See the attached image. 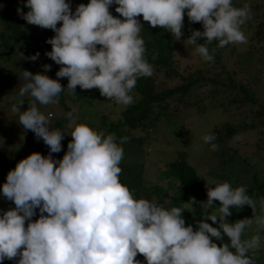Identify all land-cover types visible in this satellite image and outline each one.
Returning <instances> with one entry per match:
<instances>
[{
  "label": "clouds",
  "instance_id": "clouds-1",
  "mask_svg": "<svg viewBox=\"0 0 264 264\" xmlns=\"http://www.w3.org/2000/svg\"><path fill=\"white\" fill-rule=\"evenodd\" d=\"M121 18L113 17L109 8ZM29 9L18 14L28 24L51 29L55 35L46 42L52 47L48 56L57 65V79L46 74L23 70L19 96L33 98L26 111L13 105L19 124L31 130L37 140L49 148L47 156L33 152L10 170L2 186L3 196L15 207L0 215V264L5 259L16 264H141L142 254L147 264H256L255 254L261 247L260 229L264 216L244 218L229 223L230 208L244 205L256 211L257 202L244 186L233 188L230 183L208 187L203 209L219 201L216 214L197 222V230L185 226L181 207L170 210L154 200L136 199L132 191L120 182V167L124 150L115 134L97 131L85 123H76L74 111L66 113L69 123L64 128L51 126V113L45 115L37 107L56 103L64 90L59 78H68L67 88L75 92L99 89L100 94L116 103L130 105L139 77H151L153 67L145 59V42L140 36L143 25L170 32L174 40L183 35L185 10L188 20L200 22L203 31L191 30L189 45L205 60H214L207 44L218 41L217 47L247 43L241 30L251 19V7H234L232 0H90L71 10L66 0H26ZM58 22H62L57 27ZM205 37L203 44L197 39ZM99 45V49L97 48ZM40 53L28 57L35 62ZM50 71L51 65H43ZM71 136L62 159L53 153L62 151L61 141ZM214 134L203 137L213 151ZM264 208V198L260 201ZM39 211V218L32 217ZM47 213V215H45ZM26 221L27 227L25 226ZM255 222L258 232L244 239L246 228ZM230 243L218 246L211 238ZM251 253V255H249Z\"/></svg>",
  "mask_w": 264,
  "mask_h": 264
},
{
  "label": "trees",
  "instance_id": "trees-1",
  "mask_svg": "<svg viewBox=\"0 0 264 264\" xmlns=\"http://www.w3.org/2000/svg\"><path fill=\"white\" fill-rule=\"evenodd\" d=\"M234 1L232 0V2ZM66 2L70 3L71 10L74 12L79 4L87 5L90 0H66ZM25 4L26 0H0V63H13L15 76H21L22 71L27 70L33 74H46L52 79H57L56 73L61 66L45 55L46 52L52 50L51 45L46 41L52 38L55 33L51 29H44L28 24L27 21L22 19L17 12V8L19 7L24 13H27L29 9L24 6ZM116 7L117 5L115 4L110 6V13L113 17L123 19L115 11ZM256 7L259 8L258 12L252 19L248 20L250 34L247 49L249 52L256 51L259 43L264 40V6L257 5ZM186 12L187 10H185L184 15L183 35L180 39L182 42L187 41L191 36V30H204L202 23L190 22ZM138 20L143 25L140 36L145 42V59L156 71H161L167 81L175 79L176 82L171 86L167 85L164 88H159L155 75L151 77H139L135 88L130 93L133 96L132 104L123 105L113 102V105L119 106L120 109L115 120L108 123L107 134H115L118 144L121 138L128 137L127 142L121 144L124 151L129 146L132 148L135 143L149 141L159 132L158 130L162 127L163 122L168 124L175 123L176 118L178 121H181V111L186 106H191L193 104L191 97H195L201 91L204 96H207L211 100L212 106L219 107L227 114L221 122L214 124L208 133L215 135L216 139L212 143L218 145V149L213 151L211 144H207L212 156L223 158L224 154L226 155L229 152L233 144L236 147L239 142L237 136L242 132L255 131L257 137L253 144L256 148L251 151L257 159H263L264 143L259 141L264 138L262 137L264 133V98H258L252 89L251 82L239 80L235 73L229 68L227 69L226 65L222 62L220 51L232 43L223 48L217 47L218 41L207 44L206 46L209 48L210 54H212V50H215L213 61L204 60L200 66H185L180 70L174 59L175 47L172 34L160 27H151L148 22L143 21L142 16ZM61 25L62 22H58L57 27ZM205 40V37H200L197 39V43L203 44ZM99 47L97 45L98 49ZM193 47L195 50V46ZM37 52L40 55L35 62L27 59ZM45 64L51 65L50 71H44L43 65ZM8 69L7 67L6 70ZM1 80L2 84H5L7 87H14L13 82L11 84L7 82L6 76H3ZM19 81L21 84L23 83L22 80ZM59 82L64 90L57 97L56 103H59L66 111L70 112V108L67 107L66 99L64 98L66 96L64 91L68 89V78H59ZM207 85L208 87H206ZM204 87L207 89L206 94L203 93ZM68 92V96L75 95L79 100H84L88 104H91L100 91L96 88L83 90L77 86L75 92L70 89H68ZM1 101L2 96L0 94V109L7 106V104L2 105ZM102 118L101 122L106 123L103 114ZM67 120L66 115L57 116L54 120L53 128H60ZM179 125L182 128L184 126L182 122ZM135 129L140 130L138 131L140 132L138 135H135ZM107 134L105 133V135ZM71 139L70 135H65L62 143L67 147ZM21 147L22 150H27L25 144ZM233 151L234 153L237 152L236 148H233ZM184 154L183 151H180L173 160L165 164V170L175 178H178L181 181V185L178 188V193L173 203L170 201L164 208L170 210L174 206L181 207L183 204L187 205L181 207L184 209L182 216L185 219V226L191 225L194 231L197 230L198 221H206L213 227L218 228L219 224L213 223L208 218L214 214L212 213L214 208L220 207L219 201L214 200L213 206L205 209L200 208V203H191L192 198H195L197 202H206L208 189L202 185L199 175L196 173L194 167L187 162ZM120 167L122 169L123 166L120 164ZM254 170L250 175L251 184L244 187L247 194L257 202L256 212H258L259 201L264 198V177L261 175L263 173L262 168ZM8 172L9 169L7 167H0V191H2L4 184L1 177L4 173ZM119 178L120 182L132 191L136 199L145 198L154 200L151 197L152 193L160 195L164 191L163 187L156 183L152 184L150 188L142 186L140 172L134 169L122 171ZM12 208H14V205H8V209ZM230 211L232 215L226 217L229 223H235L253 213L252 208L248 205L240 209L230 208ZM38 218L39 211L37 210V214L32 217V221ZM27 223L26 221V227ZM226 238L228 237L223 235L222 241L216 240L214 237L211 239L220 246ZM135 259L139 260L141 264H147L142 254L138 253ZM2 264L16 263L13 260L5 259Z\"/></svg>",
  "mask_w": 264,
  "mask_h": 264
},
{
  "label": "rangeland",
  "instance_id": "rangeland-1",
  "mask_svg": "<svg viewBox=\"0 0 264 264\" xmlns=\"http://www.w3.org/2000/svg\"><path fill=\"white\" fill-rule=\"evenodd\" d=\"M234 7H242L244 4H249L251 7V19L258 12V6H264V0H235ZM139 17H137L138 19ZM241 30L245 34L248 43L250 31L248 29V21L242 25ZM247 43L244 44H230L220 51L221 60L226 65L227 69L235 73L239 80L250 81L252 89L258 98H264V40L259 43L258 49L249 52ZM175 47L174 59L179 69L185 66L196 67L203 64L204 59L194 50L192 45L187 41H176L173 39ZM232 50H234L232 52ZM9 68L6 70V68ZM153 75L156 77V82L159 88L173 85L176 80L167 81L161 71H156L153 67ZM6 76L7 82L13 86L7 87L2 84V77ZM17 76V77H16ZM14 73V65L11 62L0 63V94L2 96V105L7 104L0 109V167H7L13 170L16 164L32 154L39 152L44 156L49 153V148L42 139L37 141L35 134L31 130H26L19 124L18 114L12 112V106L17 105L21 100L24 101L21 105V111H26L29 103L33 98L26 95L19 96V88L21 86L20 76ZM208 87V85L206 86ZM206 87L203 88V93H207ZM66 96V105L70 111H74L76 123H85L97 131H103L107 134V127L110 121H114L120 109L119 106L113 105L115 100L108 99L100 94H97L93 103L84 100H79L75 95L68 96V89L64 91ZM192 105L186 106L180 113L181 121L177 118L175 123H165L159 132L154 135L151 140H146L133 144V147L126 148L123 159L121 161L122 171L134 169L140 172L141 184L144 187H149L152 184H159L163 187V193L156 195L152 193L151 197L165 207L170 201L173 203L178 193V188L181 181L169 174L165 169V164L173 160L180 151H183L187 162L194 167L196 173L199 175L202 185L208 187H215L218 183L228 182L233 188L240 186H249L251 184V173L263 169L261 175L264 177V154L263 159H257L252 154V149L256 147L253 144L256 136L255 131L242 132L238 137L239 142L236 147L233 144L229 152L222 157H213L209 147L204 142L203 137L207 135L214 124H217L227 116L219 107L212 106L207 96L196 94L191 97ZM57 101V98H56ZM116 103V102H115ZM37 107L42 113L48 115L51 113V126L54 125V120L57 116H64L68 111L64 109L59 103L43 106L37 102ZM102 114L106 123L101 122ZM180 122L183 123V128L180 127ZM69 121L64 122L60 128L67 126ZM102 124V125H101ZM167 124V125H166ZM140 130L135 129V135H138ZM142 133V132H141ZM109 134V133H108ZM264 137V133L262 134ZM259 141V140H258ZM252 142V143H251ZM261 143H264L262 138ZM255 143V142H254ZM25 144L27 150H22L21 146ZM62 151L53 153L54 159H62L67 152V147L62 143ZM233 148L237 152L234 153ZM7 161V162H5ZM258 167V168H256ZM249 169V170H247ZM8 173H4L1 177L3 182H6ZM14 205L13 201L7 200L2 191H0V215L3 211H7L8 205ZM187 205L183 204L181 207ZM245 206V205H244ZM200 208H202L200 206ZM219 208H214V214L218 213ZM254 216H264V208L258 205V212L247 216L248 219ZM258 232V226L253 222L251 227L246 228L243 234L244 239H250ZM261 235V247L256 251V264H264V229L259 230ZM224 243H230V239L226 238ZM251 255V253H249ZM18 260V257L16 258ZM16 260H13L16 263Z\"/></svg>",
  "mask_w": 264,
  "mask_h": 264
}]
</instances>
